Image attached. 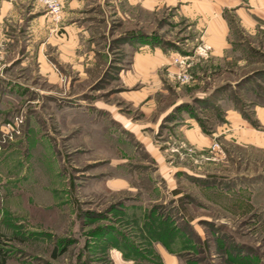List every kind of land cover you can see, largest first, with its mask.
<instances>
[{
	"label": "rangeland",
	"instance_id": "rangeland-1",
	"mask_svg": "<svg viewBox=\"0 0 264 264\" xmlns=\"http://www.w3.org/2000/svg\"><path fill=\"white\" fill-rule=\"evenodd\" d=\"M62 4L0 0L4 264H264V0Z\"/></svg>",
	"mask_w": 264,
	"mask_h": 264
},
{
	"label": "crops",
	"instance_id": "crops-1",
	"mask_svg": "<svg viewBox=\"0 0 264 264\" xmlns=\"http://www.w3.org/2000/svg\"><path fill=\"white\" fill-rule=\"evenodd\" d=\"M63 14H64V12H62V16H63ZM195 133H194V137H191L189 134H186V136H184V137L190 143L191 142H193V143L197 142L198 143V141H197L198 135H195ZM244 139H245L246 143H249L255 147H256V145H258V146L262 145L264 147V137H259L258 135H256V133L252 134V133L246 132L244 135ZM30 202H54V199H53V196L51 194H47V193L40 194V193H38V190H35L34 198ZM157 253H158V256L160 257L161 261L163 262V264H180L179 257H176V253L167 250L165 247L157 248ZM0 264H1V261H0ZM2 264H4V261Z\"/></svg>",
	"mask_w": 264,
	"mask_h": 264
},
{
	"label": "built area",
	"instance_id": "built-area-1",
	"mask_svg": "<svg viewBox=\"0 0 264 264\" xmlns=\"http://www.w3.org/2000/svg\"><path fill=\"white\" fill-rule=\"evenodd\" d=\"M40 3L50 15V18L53 22L59 23L62 19L63 4L62 0H35ZM200 51L205 52L209 49L207 46L199 48ZM22 124V119L19 117H12L8 120L5 127L11 130L14 134H19V128Z\"/></svg>",
	"mask_w": 264,
	"mask_h": 264
},
{
	"label": "trees",
	"instance_id": "trees-1",
	"mask_svg": "<svg viewBox=\"0 0 264 264\" xmlns=\"http://www.w3.org/2000/svg\"><path fill=\"white\" fill-rule=\"evenodd\" d=\"M2 256H3V254H2V253H0V261H1V264L3 263V260H2V259H3V257H2Z\"/></svg>",
	"mask_w": 264,
	"mask_h": 264
}]
</instances>
